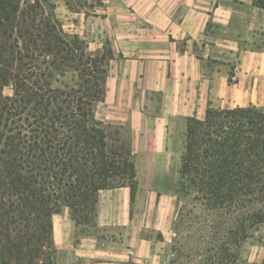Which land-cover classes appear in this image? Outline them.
I'll return each mask as SVG.
<instances>
[{
  "label": "trees",
  "instance_id": "obj_1",
  "mask_svg": "<svg viewBox=\"0 0 264 264\" xmlns=\"http://www.w3.org/2000/svg\"><path fill=\"white\" fill-rule=\"evenodd\" d=\"M254 6L264 11V0ZM55 9L0 0V264H57L55 215L67 209L76 225L97 226L101 191L127 187L132 202L138 190L131 141L98 116L113 50L87 54ZM70 73L73 85H55ZM180 187L207 211L240 215L236 246L263 224L264 107L187 117Z\"/></svg>",
  "mask_w": 264,
  "mask_h": 264
},
{
  "label": "rangeland",
  "instance_id": "obj_2",
  "mask_svg": "<svg viewBox=\"0 0 264 264\" xmlns=\"http://www.w3.org/2000/svg\"><path fill=\"white\" fill-rule=\"evenodd\" d=\"M51 1L64 31L78 35L87 54L93 56L100 55L105 47L133 55L131 41L120 40L118 35L133 36L138 28L158 27L147 23L153 17V8L143 0ZM215 5L220 7L217 12ZM200 9L208 15L196 48L203 77L197 87L199 96L186 114L171 118L166 152L146 151L141 146L134 153L138 190L130 210L135 227L101 226L98 216L97 226H79L64 209L53 217L57 264H87L80 256L84 238L99 239L107 248H129L137 229L141 238L155 244L153 254H157L155 258L162 264H264V223L250 230L249 237L236 246L234 235L240 215L232 211H207L195 194L187 195L180 187L187 117L201 119L209 107L223 109L251 104L264 107V11L254 6V0H203ZM148 32L146 35H154L152 30ZM5 39L1 41L9 43L7 48L13 45L12 39ZM76 81L77 76L70 73L59 77L55 85H73ZM5 93L9 94L10 89L6 88ZM154 106L157 110L161 107L158 103ZM99 116L121 128L131 141L129 126L118 124L114 104L100 105ZM150 138H141L139 146ZM248 225L246 222L245 227ZM225 251L230 254L228 261Z\"/></svg>",
  "mask_w": 264,
  "mask_h": 264
},
{
  "label": "crops",
  "instance_id": "obj_3",
  "mask_svg": "<svg viewBox=\"0 0 264 264\" xmlns=\"http://www.w3.org/2000/svg\"><path fill=\"white\" fill-rule=\"evenodd\" d=\"M143 2L153 8V17L147 23L158 27L138 28L133 36L118 35L120 40L131 41L133 55L113 48L114 57L109 65L107 95L103 103L114 104L118 124L129 126L133 154L142 148L166 152L171 118L186 114L199 96L197 87L203 77L196 48L200 42L198 34L205 24V15H208L200 9L203 0ZM214 9L217 12L220 7L215 5ZM149 30L154 34L151 37L146 35ZM156 103L161 105L159 111L154 106ZM148 137L151 138L147 143L139 146L140 139ZM130 205L131 192L127 187L101 191L98 195L100 225L135 227ZM132 240L129 248H107L99 239L84 238L80 243V256L87 264L129 261L162 264L155 258L157 254H153L155 244L141 238L139 229L133 233Z\"/></svg>",
  "mask_w": 264,
  "mask_h": 264
}]
</instances>
